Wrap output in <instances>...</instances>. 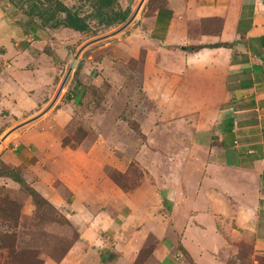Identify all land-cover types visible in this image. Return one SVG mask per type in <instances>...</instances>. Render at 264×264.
Listing matches in <instances>:
<instances>
[{
  "label": "crops",
  "instance_id": "0c3cea01",
  "mask_svg": "<svg viewBox=\"0 0 264 264\" xmlns=\"http://www.w3.org/2000/svg\"><path fill=\"white\" fill-rule=\"evenodd\" d=\"M136 19L126 28L122 54L134 60L145 51L139 86L158 110L153 129L167 140L136 143V159L147 170L140 185L119 194L101 175L98 144L80 156L62 148L54 120L35 128L47 117L41 111L60 68L102 37L76 45L61 37L80 35L70 29H25L6 0H0V161L23 167L24 180L75 229L77 238L57 264H185L183 256L192 264H225L228 248L239 242L260 249L264 0H164L140 26ZM81 86L71 90L76 98ZM27 123L33 138L17 139Z\"/></svg>",
  "mask_w": 264,
  "mask_h": 264
},
{
  "label": "rangeland",
  "instance_id": "374dc122",
  "mask_svg": "<svg viewBox=\"0 0 264 264\" xmlns=\"http://www.w3.org/2000/svg\"><path fill=\"white\" fill-rule=\"evenodd\" d=\"M6 1L9 15L17 17L21 24H25L23 25L25 29L33 28L28 18L11 5V0ZM68 1L72 5L71 9L77 11L80 16H88L93 12L94 0ZM120 1L122 4H128V7H124L130 11L126 22L132 17V20L137 18L135 23L140 26V20L152 14L164 0ZM23 4L28 5L27 1H23ZM125 23L104 28L98 26L95 21H90L91 30L85 35H61L64 41L76 45L87 44L96 37H102V41L93 43L81 52L80 47L70 55L57 73L58 77L54 82L56 88L51 101L41 111L43 113L46 110L43 116L47 117L40 128L35 127L44 129L46 122L54 120L61 127L65 139L62 148L79 151L80 156L94 144H98L97 155L105 163V167L101 168L103 169L101 175L115 185L119 194L137 188L147 175L145 163L141 159L140 162L136 159L139 153L136 143L167 141L153 129L152 118H156L158 110L144 97L139 86L141 57L144 58L145 51L141 50L138 59L134 60H127L122 54L125 40L130 36L129 33H125L130 24L125 26ZM147 40L153 41L149 38ZM127 43L135 48L139 46L129 41ZM77 54V59L74 60ZM70 69L71 72L55 99ZM79 82L82 86L78 91L79 98H76L71 90ZM36 112L37 115L41 113L39 110ZM31 123L20 125L17 139L33 138L32 133L35 129L31 127ZM75 157V160H79V155ZM112 159H115L114 162L122 173L111 165ZM18 168L23 175L24 168ZM2 171L3 168L0 166V172ZM113 171L120 174L116 176V181L122 190L111 180ZM71 175L69 179L73 185H77L75 174ZM55 186L62 194L60 196L62 200L70 204V193L62 188L60 182ZM262 236L264 238V233ZM76 238V231L70 221L54 207L35 205L23 188L9 179L0 178V264H57ZM256 246L260 249H256L255 244L245 241L231 246L227 250L225 264H264V244L259 243ZM183 259L185 264H192L186 256H183Z\"/></svg>",
  "mask_w": 264,
  "mask_h": 264
},
{
  "label": "trees",
  "instance_id": "16d2710c",
  "mask_svg": "<svg viewBox=\"0 0 264 264\" xmlns=\"http://www.w3.org/2000/svg\"><path fill=\"white\" fill-rule=\"evenodd\" d=\"M23 1H27L28 5L24 6ZM10 3L28 18L29 23L33 26V28H30L34 29L32 30L33 32L37 31V29L41 30L49 27L54 30L62 28L70 29L79 34H87L91 30L90 21H95L100 27L112 28L113 26L124 24L130 14L129 10L123 11L120 8L117 0H94L92 4L93 12L88 16H80L77 11L64 6L58 0H16V2L11 0ZM230 46L232 45L217 44L213 47L229 48ZM62 144L65 145V139ZM0 166L3 168V171L0 172V178L9 179L23 188L32 198L35 205L53 207L24 180L21 169L8 167L1 161ZM119 175L118 172L113 171L111 180L122 190V187L116 181V176Z\"/></svg>",
  "mask_w": 264,
  "mask_h": 264
},
{
  "label": "water",
  "instance_id": "95a60500",
  "mask_svg": "<svg viewBox=\"0 0 264 264\" xmlns=\"http://www.w3.org/2000/svg\"><path fill=\"white\" fill-rule=\"evenodd\" d=\"M132 18H133V17H132ZM132 18H131L128 22L125 23V26H127L128 24H130ZM77 56H78V54L75 56L74 60L77 59ZM70 72H71V69L69 70L67 76L65 77L64 82L61 84V86H60V88H59V90H58V93L56 94L55 99L59 96V94H60V92H61V90H62V88H63V85H64L65 81L67 80V77H68V75H69Z\"/></svg>",
  "mask_w": 264,
  "mask_h": 264
},
{
  "label": "built area",
  "instance_id": "2783aa9c",
  "mask_svg": "<svg viewBox=\"0 0 264 264\" xmlns=\"http://www.w3.org/2000/svg\"><path fill=\"white\" fill-rule=\"evenodd\" d=\"M236 144V143H235Z\"/></svg>",
  "mask_w": 264,
  "mask_h": 264
}]
</instances>
